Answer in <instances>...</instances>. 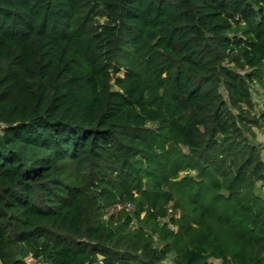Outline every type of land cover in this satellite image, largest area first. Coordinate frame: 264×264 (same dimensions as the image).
Returning <instances> with one entry per match:
<instances>
[{
	"label": "trees",
	"instance_id": "16d2710c",
	"mask_svg": "<svg viewBox=\"0 0 264 264\" xmlns=\"http://www.w3.org/2000/svg\"><path fill=\"white\" fill-rule=\"evenodd\" d=\"M253 85L264 0H0V264H264Z\"/></svg>",
	"mask_w": 264,
	"mask_h": 264
},
{
	"label": "rangeland",
	"instance_id": "374dc122",
	"mask_svg": "<svg viewBox=\"0 0 264 264\" xmlns=\"http://www.w3.org/2000/svg\"><path fill=\"white\" fill-rule=\"evenodd\" d=\"M119 74H122V72L120 71ZM250 91L255 106V113L264 116V96L262 94V89L257 85H253ZM254 134V142L259 144L262 148V159L264 160V121L260 122L259 127L254 129ZM117 209L118 208L111 209L110 212H116ZM27 261L30 264H39L31 259H27ZM214 264H218V262L214 261Z\"/></svg>",
	"mask_w": 264,
	"mask_h": 264
}]
</instances>
